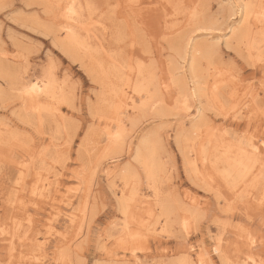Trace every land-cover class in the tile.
Masks as SVG:
<instances>
[{"label":"rangeland","instance_id":"obj_1","mask_svg":"<svg viewBox=\"0 0 264 264\" xmlns=\"http://www.w3.org/2000/svg\"><path fill=\"white\" fill-rule=\"evenodd\" d=\"M63 1L73 0H0V264H179L201 248L210 264H223L215 251L218 242L238 262L248 263L252 256L264 263V152H255L250 176L237 170L227 182L220 170L206 174L209 168L202 164L211 161L194 154L198 142L191 147L193 124L200 119L204 137L214 129L230 142L264 147L256 144L264 132V26L254 28L258 38L250 46L229 30L237 25L241 4L254 0H172L165 13L162 0H140V15L129 13L123 1L104 8L89 0L74 24L58 14ZM186 1L199 22L191 29L182 18L191 11ZM146 11L152 18L140 22ZM67 25L79 40L93 42L91 53L70 51ZM183 25L190 30L179 33ZM94 42L105 64L113 59L120 67L123 59L132 65L139 60L146 74L152 72V100L143 107L135 98L134 108L122 109L120 124L109 116L108 88L115 78L108 82L96 76ZM193 54L196 79L188 73ZM220 79L227 85L218 101L195 86ZM23 82L41 90L37 97L46 105L40 110L24 108ZM164 83L172 87L171 98ZM48 93H55L52 99ZM118 131L120 138L109 146L108 137ZM142 138L149 151L138 161L135 150ZM144 157L155 163L153 180L140 164ZM254 179L261 180L250 187ZM232 182L236 189L227 188ZM243 230L253 244L248 252L234 254L230 231ZM129 232L136 235L134 242ZM123 244L134 251H124Z\"/></svg>","mask_w":264,"mask_h":264},{"label":"bare ground","instance_id":"obj_2","mask_svg":"<svg viewBox=\"0 0 264 264\" xmlns=\"http://www.w3.org/2000/svg\"><path fill=\"white\" fill-rule=\"evenodd\" d=\"M88 1L89 0H83V2H81L80 0H78V1H72V2H70V1H63V2H58L59 4H57V8H58V11H59V13L58 14H60L61 16H62V18H63V20H64V22H66V23H68L69 24V22H70V24H74V21H76V19L77 18H79V16L80 15H82V13H83V11H82V9H83V7L84 8H86L87 7V5H88ZM90 1H92V0H90ZM121 2V1H123L124 2V4L126 5V7L128 8V10L127 11H129V13H130V11L131 12H134L135 10H136V13H137V15H140L141 14V11H138L139 10V5H140V0H97L96 2H97V4L100 6V7H103V5H105L104 6V8H107V5L111 2ZM158 1V0H157ZM179 1V0H178ZM187 2V1H186ZM193 2V1H192ZM194 2H195V0H194ZM251 2V1H250ZM244 3V4H241V9H240V11H239V17H238V21H237V25H236V27H234V25L235 24H232L231 26H230V28H229V30H230V33H232L233 35H234V38H236V39H238V41H241V42H244L246 45H248V46H250V45H252V44H255L257 41H255L256 40V37H257V34L258 33H255L257 30H255L254 28H257V26L259 25H261V27H263L264 26V2H263V4H262V2H261V0H256V3H255V0H254V4H252V2L251 3ZM175 2H173L172 0H162L161 1V10L160 11H162V13H165L166 12V6L169 4L170 6H173V4H174ZM115 5H116V3H114ZM159 4V3H158ZM189 4L190 3H188L187 2V6L191 9V11L190 10H187L186 11V13H184L183 15V19L185 20V26L186 27H188L189 26V28L191 29V28H193V27H195L194 25H195V23H199V22H197L196 21V15H195V13H196V10H195V7L193 6L192 7V5H190L189 6ZM90 5V4H89ZM118 5V4H117ZM117 5H116V7H117ZM177 5H179V4H177ZM254 5H256L255 6V8L257 7V9H258V11L257 10H254ZM110 6V5H109ZM182 6H184V5H182ZM187 6H184V7H187ZM92 7V6H91ZM90 7V8H91ZM112 7V6H111ZM159 7V6H158ZM167 7H169V6H167ZM178 8H180V6H178L176 9H178ZM87 9V8H86ZM88 9H89V6H88ZM138 9V10H137ZM142 9V8H141ZM97 10H98V8H97ZM143 10V9H142ZM144 10H146V9H144ZM149 10V9H148ZM157 11V10H156ZM175 11V10H174ZM178 11V10H177ZM88 12H90V11H88ZM182 12V11H181ZM135 13V14H136ZM148 13V11H146V14ZM109 14H112V10H111V12L109 11ZM113 15V14H112ZM124 15V14H123ZM134 16H136V15H134ZM131 17V18H133L132 19V22H134L133 20H134V18L135 17ZM162 16V15H161ZM237 16V15H236ZM124 17V16H123ZM128 17V16H127ZM136 17H138V16H136ZM147 17H150V18H152V15L151 14H147L146 16L144 15H142L139 19H140V22H143L144 20H145V18H147ZM107 18H109V16H107ZM111 18V17H110ZM129 18V17H128ZM136 19V18H135ZM128 20V19H127ZM131 20V19H130ZM138 20V19H137ZM137 20H136V22H137ZM129 21V20H128ZM146 21V20H145ZM148 21V20H147ZM204 21V20H203ZM193 22H195V23H193ZM91 23V22H90ZM93 23V22H92ZM135 23V22H134ZM76 24H78V23H76ZM119 24V23H118ZM83 25V24H82ZM115 25V24H114ZM120 25V24H119ZM133 25H136V23L135 24H132L131 25V28L133 27ZM140 25V24H139ZM190 25H191V27H190ZM126 26V25H125ZM184 25L181 27V30H180V32L179 33H186L187 31H189L186 27H185ZM82 27V26H81ZM117 27V26H116ZM123 27V26H122ZM127 27L129 28V26L127 25ZM139 27V26H138ZM83 28V27H82ZM134 28H135V26H134ZM137 28V27H136ZM65 29L67 30V32H71V33H67V34H70V38H71V45H72V48L73 49H70V51L72 52V50L73 51H76V50H80V49H83L84 51H87L88 50V52H85V53H91V46H92V44H93V42H89V41H84V39H82V40H79L78 39V35L76 34V33H74V31H72V29H71V27H70V30H69V25H67L66 27H65ZM103 30H105V28H103ZM129 30V29H128ZM133 31V30H132ZM137 31V30H136ZM120 32V31H119ZM118 32V33H119ZM103 33V32H102ZM134 33H135V29H134ZM171 33H167V35H170ZM77 36V37H76ZM124 37V36H123ZM142 37V36H141ZM263 37V36H262ZM258 38V37H257ZM123 40V39H122ZM137 40V39H136ZM140 42V41H139ZM136 45V44H135ZM256 45V44H255ZM264 45V44H263ZM97 43L96 42H94V47H96L97 48ZM133 46V45H132ZM138 46V45H137ZM141 46V45H140ZM229 47V46H228ZM96 48H94V55H95V62L93 63L94 64V67L96 68H94L95 69V71H96V76H97V73H98V77H100V78H105V79H108V82H110L111 80V76H113L114 78H115V82L114 83H112V82H110V87L108 88V90H109V92H111V93H109V92H107V94L109 93V96H111V101H112V103L110 104L111 105V111H110V117L111 118H113V119H115V122L116 123H118V124H120V122H121V116H120V113L122 112V109L125 107V106H131L132 108H134V104H135V98L136 99H140V105L141 106H145V105H147V104H149V100H152L151 98L153 97V95H154V93H151V92H149V84L152 82L151 80H150V75L152 74V72H151V74H149L148 72H147V74H146V72L143 70V62L141 63L139 60H132V61H134V63L135 64H133V65H135V66H133L132 65V62H131V60H128L127 58H126V60L125 59H123V62H121V63H119L120 64V67H117V65L115 64H113V63H116L113 59H110L109 60V62L108 63H104L103 62V60H102V56L100 55V50H98V48L96 49ZM195 48H198V49H196L195 50V52L197 53H199V51H200V47L197 45ZM76 49V50H75ZM63 50H67V48L64 46V48H63ZM68 51V50H67ZM194 52V53H195ZM102 54V53H101ZM109 54V53H108ZM142 55V54H141ZM86 57V56H85ZM97 57V58H96ZM138 58V57H137ZM83 59V58H82ZM130 59H132V58H130ZM116 60V59H115ZM84 61V60H83ZM147 61V60H146ZM149 62V61H148ZM148 62H147V64H148ZM83 63V62H82ZM118 64V63H117ZM145 66H148V65H146L145 64ZM122 67L126 70H130V72H128V71H124V70H122ZM189 68H188V70H189V72L188 73H190V76H191V78H194V79H196V78H198V75H197V73H198V69H197V65H196V57H195V55L193 54V55H191V62L189 63V66H188ZM121 68V69H120ZM146 68V67H145ZM88 69V68H87ZM98 69V70H97ZM147 70H148V68H147ZM151 70V69H150ZM94 71V72H95ZM132 72V73H131ZM131 73V74H130ZM94 74V73H93ZM149 75V76H148ZM153 77V76H152ZM151 77V78H152ZM170 77V76H169ZM48 80V82L49 81H51V79H50V76H48V77H46ZM170 79V78H169ZM224 79V78H223ZM45 80V79H44ZM103 80V79H102ZM225 80V79H224ZM171 81V80H170ZM181 81V80H180ZM22 82V81H21ZM107 82V83H108ZM184 82V81H183ZM182 82V83H183ZM51 83H54L53 81L51 82ZM157 82L155 81V84H156ZM185 83V82H184ZM228 83V82H227ZM46 84H47V82H46ZM158 84V83H157ZM156 84V85H157ZM207 84V83H206ZM36 85V84H35ZM35 85H32L31 87H30V89L29 88H27V87H25V84H24V82L22 83V89L24 88L25 89V96L24 95H22V96H24V97H21V101H22V103H23V106H24V108H25V106L27 107V105L29 104L30 106H31V108H33L34 110L35 109H37V111L38 110H40L41 109V107H42V105H46V103H42V101L37 97V96H40V94H42V92H41V90H38V88H37V86H35ZM47 85H50L49 83L47 84ZM104 85V84H103ZM227 84L225 83V82H223V80L222 79H220L219 80V82L218 83H216L215 82V84H212L211 86H209L208 84L207 85H205V86H200V85H198L197 83H195V86H196V88H197V91L199 92V91H201L204 95L203 96H205V95H208V93L210 94V97H208V98H214V99H217V101H218V95L220 94V90H221V88L222 87H224L225 88V86H226ZM51 86V85H50ZM107 86V85H106ZM163 86H164V89H165V92L168 94V96H169V98H171L172 97V93H171V88L169 87L170 86V84L169 83H164L163 84ZM174 86V85H173ZM180 86H182V85H180ZM185 86H186V84L184 85V88H185ZM108 87V86H107ZM151 87H153V85L151 86ZM183 88V86L181 87V89ZM223 88V89H224ZM51 89V88H50ZM49 89V90H50ZM54 89V88H53ZM158 89H160V88H158ZM222 89V90H223ZM177 90V89H176ZM183 90V89H182ZM47 91H48V87L46 88V90L44 91V92H46L47 93ZM52 91V90H51ZM152 91V90H151ZM160 90H158V92H159ZM174 91V93L173 94H175V93H177V92H175V90H173ZM234 91V90H233ZM49 92V91H48ZM157 92V93H158ZM46 93H43V94H45V96H47V94ZM53 94H55V93H52L51 95H49V93H48V97H50L51 99L53 98ZM60 94H62V93H60ZM187 94V93H186ZM200 94V93H199ZM21 95V94H20ZM57 95V94H56ZM55 95V96H56ZM188 95V94H187ZM186 95V96H187ZM231 95H232V93H231ZM230 95V96H231ZM44 96V97H45ZM174 96V95H173ZM185 96V97H186ZM63 98V97H62ZM175 98H176V96H175ZM188 98V97H187ZM180 99V98H179ZM181 99H183L182 97H181ZM180 99V100H181ZM60 100V99H59ZM180 100H178L179 102H180ZM115 101H117V102H115ZM182 101V100H181ZM225 101V100H224ZM63 102V101H62ZM61 102V103H62ZM185 102H186V100H185ZM154 103V102H153ZM183 103V102H182ZM181 103V104H182ZM139 104V103H138ZM41 105V106H40ZM222 105V104H221ZM233 105V104H232ZM131 107H129V109L131 108ZM137 107V106H136ZM233 107V106H232ZM23 108V109H24ZM110 108V107H109ZM53 109V108H52ZM107 109V108H106ZM138 109V108H137ZM50 110V109H49ZM53 110H56V109H53ZM53 110L51 111L52 113H53ZM113 110V111H112ZM120 110V111H119ZM124 110V109H123ZM127 110V109H126ZM48 111V110H47ZM218 111V110H217ZM223 111H225V110H223ZM227 112V111H226ZM40 112H38V114H39ZM224 113V112H223ZM41 114V113H40ZM110 117H107L108 119L110 118ZM226 117V116H225ZM40 118V117H39ZM195 124H193L194 125V127H193V132H194V134H195V136L194 135H191V136H194V139H192L193 141H192V145H191V147L193 146V149H194V144L196 143V142H198V151L196 150V151H194V154H195V152L197 153V152H199V155L202 157V159H205L206 161L205 162H207L208 160H209V162H210V164L209 165H207L208 164V162L207 163H203L202 164V166H203V168H204V166L206 167V168H209L208 170H207V172H206V174L208 173L210 176H213V174H211L210 172H214L216 175L218 174L217 173V171H219L220 170V175H221V177H222V179L223 180H226L227 181V179H229V178H231V176L233 175L232 173L233 172H237V170H238V172H239V170L241 171V170H243V172H244V170H245V172H247V174H249V176L252 174V172H253V170H254V168H255V164H256V162H257V153L255 154V152L253 151V148L254 147H249V146H247V145H242V143L240 144V143H236V142H230L227 138L226 139H224V137H223V135H217L216 133H214L215 131H214V129L213 130H209L208 131V133H204V135H205V137L203 136V134L201 133V129H200V123H201V119L200 120H198L197 122H194ZM209 123V122H208ZM192 124V123H191ZM206 124V123H205ZM210 126V125H209ZM212 126V125H211ZM210 126V127H211ZM37 127V126H36ZM204 127V126H203ZM208 128V127H207ZM192 129V128H191ZM205 131V130H204ZM188 134L190 135V130H188ZM180 133V132H179ZM183 134V133H182ZM191 134H192V130H191ZM216 134V135H215ZM120 136H121V133H120V131H118L113 137L111 136V137H108V140L107 141H109V143H108V145L109 146H112V144H113V142H114V140H117L118 138H120ZM225 136V135H224ZM190 137V136H189ZM145 138V137H144ZM144 138H142L141 139V141H139V143H138V145H137V147H136V150H135V159L136 160H138V161H140L141 160V158H142V156L144 155V153H145V151L146 150H148L149 151V148H148V146H147V139H144ZM191 138V137H190ZM185 139V138H184ZM180 140V139H179ZM205 140H206V146H208V147H210V150H209V152H208V149L206 150V147H205ZM232 140V139H231ZM227 141H229V142H227ZM240 141H242V140H240ZM239 141V142H240ZM250 143V142H249ZM243 144H244V142H243ZM252 146H254V145H252ZM105 147V146H104ZM259 147V146H258ZM111 148V147H110ZM181 148V147H180ZM212 149V150H211ZM105 151V150H104ZM182 153V152H181ZM193 153V152H192ZM205 153V154H204ZM193 154V155H194ZM198 154V153H197ZM200 156H198V157H200ZM215 158V159H212V158ZM200 159V158H199ZM201 159V160H202ZM153 159L152 158H145L144 157V161H143V163H140L141 164V166H142V168H143V171H144V173H145V176H146V178L148 179V180H153V178H154V165H155V163H153V161H152ZM191 163V162H190ZM187 164L188 165H186V166H188V169H189V167H191L192 166V164H189V161H187ZM25 166V165H24ZM194 166H196V165H194ZM208 166V167H207ZM187 168V167H186ZM196 168V167H195ZM263 168V167H262ZM261 168V169H262ZM157 169V168H156ZM187 169V170H188ZM256 169V168H255ZM261 171H263V170H261ZM197 172H200V171H197ZM261 173V172H260ZM130 174H132V173H130ZM205 174V175H206ZM236 174V173H235ZM40 175V174H39ZM128 175V174H127ZM127 175L125 174L124 176H126L127 177ZM199 177L198 178H200L201 180L202 179H205L204 178V173H198L197 174ZM209 175H207L208 177H209ZM238 175V174H237ZM196 176V175H195ZM234 176V175H233ZM232 176V177H233ZM248 176V177H249ZM264 176V175H263ZM126 177H125V179H126ZM197 177V176H196ZM207 177V178H208ZM239 177V176H238ZM241 177V176H240ZM246 178V177H245ZM250 178V177H249ZM248 178V179H249ZM253 178H256V175H253ZM258 178H259V175H258ZM261 178H262V176H261ZM122 179V178H121ZM239 179H242V178H239ZM238 179V180H239ZM263 179H264V177H263ZM213 180V179H212ZM230 180V179H229ZM237 180V179H236ZM261 179H254L253 181H252V183L249 185L250 187L251 186H256L257 185V183L260 181ZM242 181V180H241ZM240 181V182H241ZM244 181H245V179H244ZM248 181V180H247ZM228 182V181H227ZM239 182V181H238ZM237 182V185L239 184ZM233 183V182H232ZM264 183V182H263ZM211 184V183H210ZM209 184V185H210ZM223 184V183H222ZM227 184V186H228V184L229 185H231V186H228L227 188L228 189H231L230 187H232V185H234V183L233 184H231V183H226ZM225 184V185H226ZM41 185V184H40ZM21 186V185H20ZM19 186V187H20ZM46 186H48V185H46ZM240 186V185H239ZM153 187V186H152ZM210 187V186H209ZM235 189H236V186H233ZM232 187V188H233ZM264 187V186H263ZM46 188V187H45ZM238 188H241V187H238ZM34 189V188H33ZM222 189V188H221ZM234 189V190H235ZM246 189V188H245ZM242 190V189H241ZM264 190V189H263ZM220 191V190H219ZM223 191V190H222ZM221 191V192H222ZM224 191H227L226 189L224 190ZM224 191H223V193H224ZM238 191V190H237ZM220 193V192H219ZM218 194V193H217ZM235 193H233L232 192V190H231V192H230V197L231 196H233ZM17 195V194H16ZM21 195V194H20ZM38 196V195H37ZM225 196V195H224ZM17 197V196H16ZM223 197V196H222ZM225 198H226V196H225ZM19 199V198H18ZM229 199H231V198H229ZM228 199V200H229ZM225 200V199H224ZM223 200V202H225ZM226 200H227V198H226ZM255 200V199H254ZM22 201V200H21ZM37 202V201H36ZM230 203V202H229ZM260 203V202H259ZM38 204V203H37ZM176 204V203H175ZM15 205V204H14ZM22 205V204H21ZM20 205V206H21ZM19 206V207H20ZM23 207H24V209H25V206L24 205H22ZM126 207H128V206H125V207H123L122 208V210H124L125 211V214L127 213V211H126V209H124V208H126ZM15 209H19V208H17L16 206L14 207ZM22 208V207H21ZM128 209V208H127ZM19 211H20V209H19ZM18 212V211H17ZM122 212V211H121ZM21 213V212H20ZM23 213H24V211H23ZM123 213V212H122ZM16 215V214H15ZM21 215V214H20ZM186 216V215H185ZM184 216V217H185ZM16 217V216H15ZM74 217V216H73ZM131 217H133V216H131ZM11 219H12V216H11ZM13 219H14V216H13ZM14 222V221H13ZM12 222V223H13ZM11 223V222H10ZM28 223V222H27ZM14 224V223H13ZM16 224V223H15ZM163 224V223H162ZM11 225V224H10ZM20 225V224H19ZM16 226V225H15ZM14 226V227H15ZM11 228H12V226H11ZM20 228V227H19ZM169 228V227H168ZM9 229H10V227H9ZM1 230V229H0ZM13 230H15L14 228H13ZM17 230H18V226H17ZM19 230H21V228L19 229ZM163 230V229H162ZM161 230V231H162ZM12 231V230H11ZM1 232V231H0ZM231 232V234L233 233V235L235 236V242L233 243L234 245H233V252H234V254L236 253H239V252H241V253H245V252H248L249 250H250V248H251V244H253V236L252 235H246L248 232H246V230L244 231H230ZM16 233V232H15ZM129 234L131 235V237H130V241H133L134 242V240H133V238H135L136 237V235L135 234H133V232H129ZM166 234V233H165ZM13 235H15V234H13ZM13 235L11 236L12 237V239H13ZM17 235V234H16ZM167 235V234H166ZM25 236V235H24ZM247 236V237H246ZM75 238V237H74ZM8 240V239H7ZM73 240V239H72ZM129 240V239H128ZM10 243V242H9ZM8 243V244H9ZM131 243V242H130ZM129 243V244H130ZM72 244H73V242H72ZM129 244L128 245H125V244H123V247H122V249L125 251H130V253H132L133 251H134V249L131 247V246H129ZM10 245H12L11 243H10ZM243 246L246 248V249H243ZM7 247V246H6ZM8 247H9V245H8ZM13 247H14V245H13ZM12 247V248H13ZM7 250V249H6ZM12 249H10V251H11ZM215 251L218 253V256L220 257V259H221V262L223 263V264H230V262H231V264H261V263H259L258 261H256L255 260V258H253L252 256H248V263H247V261L246 260H243L242 262H238V260H235L231 255H229V254H227L221 247H220V243L218 242L216 245H215ZM135 253V252H134ZM133 253V254H134ZM11 254V253H10ZM186 257V258H185ZM183 259L184 260H182V261H180V263L179 264H210V261H209V256H208V253L205 251V250H202V248H201V251H198V252H196V255H194V258L193 257H191V254L190 253H188V254H186V256H185ZM62 260V259H61ZM136 260H138V259H136ZM250 260V261H249ZM62 263H63V261H62ZM127 264V263H126ZM135 264H138V261H137V263H135ZM262 264H264V263H262Z\"/></svg>","mask_w":264,"mask_h":264},{"label":"snow or ice","instance_id":"obj_3","mask_svg":"<svg viewBox=\"0 0 264 264\" xmlns=\"http://www.w3.org/2000/svg\"><path fill=\"white\" fill-rule=\"evenodd\" d=\"M257 145H264V132H261L258 140L256 141ZM253 151H260V152H264V147H254Z\"/></svg>","mask_w":264,"mask_h":264}]
</instances>
